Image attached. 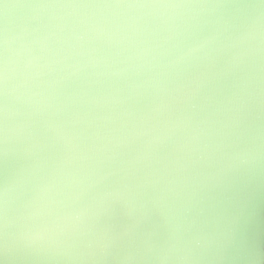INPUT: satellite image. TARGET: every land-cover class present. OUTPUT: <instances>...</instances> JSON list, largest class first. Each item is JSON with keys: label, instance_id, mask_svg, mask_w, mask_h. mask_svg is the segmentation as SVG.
I'll return each instance as SVG.
<instances>
[{"label": "clouds", "instance_id": "clouds-1", "mask_svg": "<svg viewBox=\"0 0 264 264\" xmlns=\"http://www.w3.org/2000/svg\"><path fill=\"white\" fill-rule=\"evenodd\" d=\"M264 179V0H0V264H224Z\"/></svg>", "mask_w": 264, "mask_h": 264}, {"label": "water", "instance_id": "water-1", "mask_svg": "<svg viewBox=\"0 0 264 264\" xmlns=\"http://www.w3.org/2000/svg\"><path fill=\"white\" fill-rule=\"evenodd\" d=\"M228 213L237 217L238 223L224 264H264V179L239 188Z\"/></svg>", "mask_w": 264, "mask_h": 264}]
</instances>
